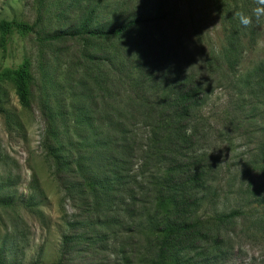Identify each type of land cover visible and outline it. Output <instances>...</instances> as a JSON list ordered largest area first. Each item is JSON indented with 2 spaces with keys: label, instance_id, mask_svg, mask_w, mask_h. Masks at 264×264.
Segmentation results:
<instances>
[{
  "label": "rangeland",
  "instance_id": "1",
  "mask_svg": "<svg viewBox=\"0 0 264 264\" xmlns=\"http://www.w3.org/2000/svg\"><path fill=\"white\" fill-rule=\"evenodd\" d=\"M216 1L0 0V20L33 26L0 48V72L25 63L29 76L26 107L11 77L0 78V264H150L145 227L155 199L153 180L144 176L165 159L140 163L150 137L141 125L149 108L140 100L157 99L159 81L178 69L203 84L196 111L210 123L211 142L199 149L212 157L210 188L196 214L243 211L222 225L221 252L206 264H264V219L251 209L264 193V91L243 81L264 58V19L241 30V59L229 64L219 8L232 0ZM247 5L251 15L256 0ZM132 16L147 22L121 38L85 32ZM142 75L146 86L134 83ZM115 156L129 175L90 210L74 194L80 176L88 178L75 164L94 175ZM142 187L144 196L137 194Z\"/></svg>",
  "mask_w": 264,
  "mask_h": 264
},
{
  "label": "trees",
  "instance_id": "2",
  "mask_svg": "<svg viewBox=\"0 0 264 264\" xmlns=\"http://www.w3.org/2000/svg\"><path fill=\"white\" fill-rule=\"evenodd\" d=\"M219 2L220 0L216 1V4L219 5ZM229 4L231 5L229 8H224V5L219 8L225 20L224 44L221 52L224 57L228 55L232 57L233 62L227 59L229 64H237L241 59L237 50L241 43L240 33L244 27L240 24L236 13L243 12L248 15V5L247 0L241 3L232 0ZM145 22H147L146 18L132 16L116 24L105 27L99 25L85 32L93 38L101 39L108 36L121 38L129 31L141 27ZM32 31V25L15 20H0V48L4 50L6 39L10 34ZM68 35L73 36L74 33ZM255 64L257 65L249 73L252 78H244L243 81L246 86L263 92L264 58ZM8 75L11 77L19 105L26 107L28 104L26 85L29 81L26 64L20 63L15 68L0 72V78ZM146 76L148 75L137 77L134 83L146 86L144 82ZM159 82L158 89L161 95L157 96V99L140 100L144 107L150 109L142 115L141 125L149 127L150 137H147V143L143 145L141 151L143 160L140 163L145 165L148 158L165 159L162 168H158L149 176H144V179L153 180L151 183L155 199V203L152 204L151 209H147L146 214L147 260L150 264H206L221 252L219 247L225 239L222 225L229 218L243 211L231 210L224 214H212L211 217L196 214L197 206L210 188L209 180L213 168L209 163L212 157L206 152H199L204 143L211 142L210 123L207 122V117L199 115L196 111L201 100H204L205 88L195 76L184 74L179 69L167 71ZM125 133L130 137L132 130L125 127ZM121 134L122 131L116 135V138L122 139ZM259 153V165L264 169V141L260 145ZM119 161H122L121 158L115 156L112 164L104 163L101 171L94 175L75 164L78 173L83 175L86 172L88 178L81 179L80 176L81 181H76L74 194L83 197L88 206L90 203L92 206H89L90 210H96L100 202L107 199L109 193L117 188L122 175L125 177L129 175L130 170L124 173ZM131 175L134 177L133 173ZM138 190L137 194L140 196L147 193L143 187ZM66 191L71 193L68 188ZM135 196L136 194L133 193L132 199ZM130 200L131 198L128 197L124 205ZM252 204L251 209H255L261 219H264V193L257 195ZM92 222L100 225L98 217ZM68 225L71 227L74 223L69 222ZM69 237V235L62 237L63 244L67 243Z\"/></svg>",
  "mask_w": 264,
  "mask_h": 264
},
{
  "label": "clouds",
  "instance_id": "3",
  "mask_svg": "<svg viewBox=\"0 0 264 264\" xmlns=\"http://www.w3.org/2000/svg\"><path fill=\"white\" fill-rule=\"evenodd\" d=\"M236 16L242 27H251L254 22L258 23L261 19H264V0H256V7L253 9L251 15H246L243 12H237Z\"/></svg>",
  "mask_w": 264,
  "mask_h": 264
}]
</instances>
